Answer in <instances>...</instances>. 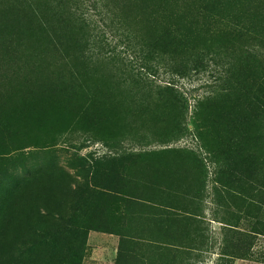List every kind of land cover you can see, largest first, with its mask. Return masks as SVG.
Returning a JSON list of instances; mask_svg holds the SVG:
<instances>
[{"label": "trees", "instance_id": "1", "mask_svg": "<svg viewBox=\"0 0 264 264\" xmlns=\"http://www.w3.org/2000/svg\"><path fill=\"white\" fill-rule=\"evenodd\" d=\"M209 67L189 108L173 79ZM54 92L115 154L71 158L73 172L35 159L46 136L29 143L12 122ZM188 134L194 149H121ZM118 178L132 179L125 192ZM205 196L224 253L245 257L264 236V0H0V264H38L55 246L76 256L65 233L100 230L104 208L186 210Z\"/></svg>", "mask_w": 264, "mask_h": 264}, {"label": "crops", "instance_id": "2", "mask_svg": "<svg viewBox=\"0 0 264 264\" xmlns=\"http://www.w3.org/2000/svg\"><path fill=\"white\" fill-rule=\"evenodd\" d=\"M202 202L186 210L156 203L150 207L137 204L125 215L120 209L105 211L103 229L88 233L81 260L83 264H203L204 260L238 264L248 256L253 242L245 257L233 255L231 249L224 253L222 224L212 210L207 216ZM208 223L219 224L220 235L214 240Z\"/></svg>", "mask_w": 264, "mask_h": 264}, {"label": "rangeland", "instance_id": "3", "mask_svg": "<svg viewBox=\"0 0 264 264\" xmlns=\"http://www.w3.org/2000/svg\"><path fill=\"white\" fill-rule=\"evenodd\" d=\"M126 56L123 55V58ZM213 69H201L199 71H195L187 75L182 79L174 78L175 85L187 96L189 102V108H191L197 97L201 96L208 90V85H210L209 81L213 80L215 73L212 71ZM166 78L165 75L161 74L159 79ZM55 93V92H54ZM55 96L59 97H50L42 102L40 107V111L37 110L35 112L29 111L27 119H21L19 121L12 122V131L15 130H25L27 131V140L28 142H32L33 139L37 135L46 136L45 143L42 146H45L43 150H48L50 154H38V157L35 159L41 160H51L57 165H61L65 169L73 172V168H69L68 160L71 158H79V157H98L105 154L113 155L115 154L114 149H109L103 144L101 140H94L86 138L87 135L81 130L78 125L74 127L71 119V116L65 115L63 109H65L64 101L61 99L60 95L55 93ZM67 107V106H66ZM71 119V120H70ZM70 120V121H69ZM10 121L5 120V123ZM12 121V120H11ZM22 126V127H20ZM66 128V131L61 135V139H58V132ZM18 135V134H17ZM48 136V137H47ZM51 137L50 143L49 139ZM55 138H57L55 140ZM54 144V145H53ZM52 145V146H47ZM26 149H32L34 145H30ZM195 148V141L191 137V135H186L178 140H173L169 142L167 145H160L154 142L145 141L139 144H125L123 145L122 150L126 152H137L142 150H158L161 148ZM120 151V150H118ZM121 154V153H120ZM118 167V166H117ZM120 168V167H119ZM81 181V179H79ZM133 182L132 179L127 180H119L117 182V189L119 192H125L124 190L127 188V184ZM117 190V191H118ZM104 191H107L104 189ZM104 204V202H103ZM102 204V205H103ZM105 205V204H104ZM201 205L205 207L206 214L210 217L211 213V203L209 202V197L205 196L204 203ZM100 211L99 218L96 219L99 227L103 229V224H105L104 213ZM253 223L252 219H247V221H241L238 225L237 230L249 231L251 225ZM210 224L209 233L213 236V240L220 235L219 232V224L217 223H208ZM96 231L95 229L87 230L85 234L72 236L71 234L65 233L64 236H67L71 241L72 245L78 248L76 250L77 259L74 260L75 257L73 252H69L65 246H55V249L51 252L45 251L41 257L43 260H37L38 264H83L84 260H81L86 252V237L88 233H93ZM244 231V232H246ZM235 236H238V233H235ZM212 240V241H213ZM253 246L249 251V254L245 259L239 260L238 264H264V236H257L252 239ZM73 249V247H71ZM75 248V249H76ZM50 256V260L48 257ZM203 264H218L216 260H204Z\"/></svg>", "mask_w": 264, "mask_h": 264}]
</instances>
